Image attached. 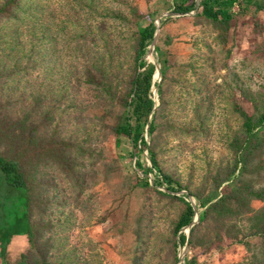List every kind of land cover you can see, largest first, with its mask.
I'll return each instance as SVG.
<instances>
[{
	"label": "rangeland",
	"instance_id": "1",
	"mask_svg": "<svg viewBox=\"0 0 264 264\" xmlns=\"http://www.w3.org/2000/svg\"><path fill=\"white\" fill-rule=\"evenodd\" d=\"M180 1L21 0L18 22L0 25L3 111L21 115L35 109L43 144L64 140L66 153L79 159L63 170L41 157L34 171L45 220L55 224L49 234L55 252L60 250L58 261L177 264L186 247L188 262L245 264L262 247L261 236L245 235V217L226 226L219 218L202 224L192 246L190 231L203 208L196 210L194 224L179 231L177 224L187 209L180 192L205 196L226 178L247 139L245 114L258 118L264 111V8L235 15L225 30L196 17V10L179 13ZM151 20L156 31L141 57L156 66L148 90L155 101L149 120L156 126L152 134L145 126L149 149L141 161L151 167L153 151L159 173L145 175L136 167L130 140L117 142L112 125L131 100L132 78L145 70L138 65L139 28ZM10 101L15 105L7 106ZM258 132L264 140V124ZM258 152L263 160L264 148ZM161 173L180 188L179 195L155 183ZM263 204L253 201L256 208ZM28 215L25 188L7 183L0 170L4 264H16L30 246L25 239L23 248V236L16 237L29 232ZM230 228L240 230L238 239L218 237ZM240 246L249 254L235 262Z\"/></svg>",
	"mask_w": 264,
	"mask_h": 264
},
{
	"label": "trees",
	"instance_id": "2",
	"mask_svg": "<svg viewBox=\"0 0 264 264\" xmlns=\"http://www.w3.org/2000/svg\"><path fill=\"white\" fill-rule=\"evenodd\" d=\"M20 7L21 0H4L0 3V25L6 21L18 22L16 10H20ZM249 8L256 11L263 9L264 0H201L200 2L181 0L176 6L179 13L196 10V17H203L209 23L225 30L229 29L230 22L235 15H239ZM155 31L156 25L153 20L147 26L139 28L140 61L138 65L145 70L132 78L131 100L126 102V108L122 115L112 125V133L117 142H120L122 138L130 140L133 156L137 158L136 167L145 175L153 171L159 173L153 151L148 152L152 162L151 167H147L141 161L144 150L149 149L143 136L145 126H149V134L154 132L156 126L154 121L149 120V116L155 108V101L148 95L156 66L148 63L141 56L148 41L153 39ZM34 58V55H31L29 59L32 61ZM16 66L13 65V67ZM26 69L29 70L30 67L27 65ZM161 73L165 75L163 70ZM14 105L15 103L12 102L7 106L12 107ZM34 110L21 115H16L17 111L13 110L4 112L0 101V144L6 149L5 152L0 150V170L7 183L15 187H24L28 198L29 232L25 234L30 246L23 252L16 264H73L68 259L65 261L56 260V253L60 250L55 252V238L49 234L53 232L55 224L50 219L45 220L46 205L41 206L40 204L39 184L34 171L40 163L38 158L41 157L52 159V163L57 164L63 170L72 168L70 164L73 162L78 165L79 159L77 156L74 157L66 153L65 144L67 142L64 140L62 142L48 141L49 146L43 144L45 138L39 136L40 126L35 120L38 118V111L35 112ZM245 118L247 139L238 145L235 164L229 175L217 180L214 188L207 195L196 196L195 206L184 197L182 198L187 204V209L177 224V231L193 222L198 208H203V210L200 212L199 221L191 228L188 239L191 246L194 234L202 224L219 218L226 226L235 223H230L231 220L237 221V219H244L245 217L248 223L247 234L245 235H259L263 239L262 247L258 251L252 252L245 264H264V204L258 208L253 205L254 200L264 202V176H262L264 159L257 157L258 151L264 148V140L258 132L264 124V111L258 118L247 113ZM48 129L49 126L47 125L42 134L47 135L45 131ZM15 142L18 143L16 148L11 145ZM30 152L31 154H29ZM33 163L36 164L29 165ZM171 181L169 177L161 173V176L156 178L155 183L166 184L167 191H180V188L171 185ZM34 215H37V220L33 222L32 217ZM232 231L231 228L227 229L218 237L230 236L238 239L240 230L235 231V233ZM245 243L247 246L249 245V243ZM186 262L187 264H196L193 259L188 262L187 256ZM0 263L4 264L2 261ZM6 264H8L7 260Z\"/></svg>",
	"mask_w": 264,
	"mask_h": 264
},
{
	"label": "built area",
	"instance_id": "3",
	"mask_svg": "<svg viewBox=\"0 0 264 264\" xmlns=\"http://www.w3.org/2000/svg\"><path fill=\"white\" fill-rule=\"evenodd\" d=\"M145 154L147 155L148 154V151L145 152ZM147 160L149 161V163L151 164L150 160L147 158ZM152 165V164H151ZM155 172V171H154ZM156 173V172H155ZM151 180V179H150ZM152 183V182H151ZM167 190L166 188V184H164V189L163 190ZM176 193V192H175ZM182 195L180 196H183L187 201H189L192 205H196V199L191 195L189 194V192H187L186 190H183L182 192H180ZM179 195V193H176ZM193 225V224H192ZM187 251L188 249L186 247H184L182 250L179 251L178 253V263L177 264H186V256H187Z\"/></svg>",
	"mask_w": 264,
	"mask_h": 264
},
{
	"label": "crops",
	"instance_id": "4",
	"mask_svg": "<svg viewBox=\"0 0 264 264\" xmlns=\"http://www.w3.org/2000/svg\"><path fill=\"white\" fill-rule=\"evenodd\" d=\"M22 236H23V248H24L25 239H28L27 235L23 234L21 236H16V237L19 238V237H22ZM25 237H27V238H25ZM240 247H242V246H240ZM248 254H249V252H248L247 248H245V247H242V248L237 247L235 252H234V261L235 262H239L241 260H244V259H246V256Z\"/></svg>",
	"mask_w": 264,
	"mask_h": 264
},
{
	"label": "water",
	"instance_id": "5",
	"mask_svg": "<svg viewBox=\"0 0 264 264\" xmlns=\"http://www.w3.org/2000/svg\"><path fill=\"white\" fill-rule=\"evenodd\" d=\"M192 223H193V222H192ZM194 223H195V222H194ZM194 223H193V224H194Z\"/></svg>",
	"mask_w": 264,
	"mask_h": 264
}]
</instances>
